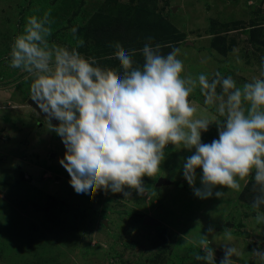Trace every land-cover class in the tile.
<instances>
[{"label":"rangeland","instance_id":"374dc122","mask_svg":"<svg viewBox=\"0 0 264 264\" xmlns=\"http://www.w3.org/2000/svg\"><path fill=\"white\" fill-rule=\"evenodd\" d=\"M140 6L151 19L161 14L170 33L181 36L174 48L180 49L185 75L203 73L211 80L219 72L237 86L264 78V0H0V264H204L194 253L209 226L216 234L214 240L209 235L216 264L226 243L240 253L234 264H258L252 252L264 250V223L255 222L256 211L240 197L252 177L240 182L239 192L217 187L211 198L200 199L183 175V163L195 149L168 145L157 175L143 178V196L129 188L128 198L103 189L77 194L59 163L66 148L50 130L59 121L50 123L28 103L32 76L10 67L11 45L27 18L48 13L50 43L76 47L96 66L120 71L111 45L119 42L131 52L138 42L122 37L100 44L93 28L137 19ZM133 60L135 67L144 63L137 53ZM190 100L198 114L216 116L199 88ZM218 138L216 124L202 133V143ZM202 174L197 169V188ZM160 178L166 180L162 185ZM216 191L225 195L217 198ZM136 210L155 223L132 218ZM224 229L232 232V241L221 234Z\"/></svg>","mask_w":264,"mask_h":264},{"label":"clouds","instance_id":"9594fccd","mask_svg":"<svg viewBox=\"0 0 264 264\" xmlns=\"http://www.w3.org/2000/svg\"><path fill=\"white\" fill-rule=\"evenodd\" d=\"M49 14L27 18L23 32L11 45L10 67L32 76L30 98L41 112L59 121L52 125L66 152L59 163L70 175L77 194L103 189L123 193L126 188L140 195L146 192L143 178H154L165 160L168 145L195 152L183 163V175L200 199L211 198L217 187L239 192L241 181L254 179L256 193L252 209L255 222L264 223V78L237 86L219 72L209 80L206 74L185 75L178 58L180 49L161 54L159 45L146 43L140 50L144 63L134 66L135 50L115 42L114 57L120 71L96 66L77 48L50 43ZM151 39V38H149ZM84 41L78 40L77 47ZM264 77V72L261 73ZM199 88L204 105L215 107L216 116L199 112L190 97ZM220 89L218 92L217 89ZM218 126V139L202 143V133ZM197 169H202L201 188L195 187ZM222 191L215 196L222 198ZM197 242L195 259L216 264L215 229L208 227ZM227 241L232 232L221 233ZM209 235L212 239H209ZM220 264H234L238 249L225 244ZM258 264H264V250H253Z\"/></svg>","mask_w":264,"mask_h":264},{"label":"trees","instance_id":"16d2710c","mask_svg":"<svg viewBox=\"0 0 264 264\" xmlns=\"http://www.w3.org/2000/svg\"><path fill=\"white\" fill-rule=\"evenodd\" d=\"M145 7H138L135 16L137 19L122 20L114 19L106 23L105 27L99 26V28H93V38L100 44H108L114 38H128L129 44L138 42V46L134 48L138 57L144 58L140 50L146 43H150L153 47L159 45L161 54L167 55L174 48V44L178 42L181 36H173L170 33L169 25L165 18L158 14V19H151L149 14L144 12ZM256 25V24H254ZM171 27V26H170ZM140 32V36L132 40V37H136V33ZM151 38V39H149ZM254 179H251L241 194V200L252 206V202L256 193L253 191ZM261 210H264V206H261ZM130 216L139 221H143L145 215L143 212L136 210L130 212Z\"/></svg>","mask_w":264,"mask_h":264},{"label":"water","instance_id":"95a60500","mask_svg":"<svg viewBox=\"0 0 264 264\" xmlns=\"http://www.w3.org/2000/svg\"><path fill=\"white\" fill-rule=\"evenodd\" d=\"M28 103L31 104L32 106H34V107H35V108H36V109H37L42 115L46 116V114H44L43 112L40 111V109H39V108L37 107V105L31 100L30 97H29V99H28ZM53 120H55V119H53ZM165 182H166V180L160 178V179H158L157 184H158V185H162V184H164ZM143 222H144V223H147V224H153V223H155V219H153L152 217L146 215V216L144 217V219H143Z\"/></svg>","mask_w":264,"mask_h":264}]
</instances>
